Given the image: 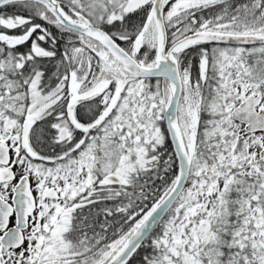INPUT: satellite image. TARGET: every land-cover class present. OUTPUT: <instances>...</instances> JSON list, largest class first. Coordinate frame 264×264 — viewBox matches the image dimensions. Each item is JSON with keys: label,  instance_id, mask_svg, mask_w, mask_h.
<instances>
[{"label": "snow or ice", "instance_id": "obj_1", "mask_svg": "<svg viewBox=\"0 0 264 264\" xmlns=\"http://www.w3.org/2000/svg\"><path fill=\"white\" fill-rule=\"evenodd\" d=\"M0 264H264V0H0Z\"/></svg>", "mask_w": 264, "mask_h": 264}]
</instances>
